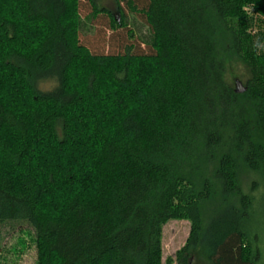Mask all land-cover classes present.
Masks as SVG:
<instances>
[{
    "label": "trees",
    "instance_id": "trees-1",
    "mask_svg": "<svg viewBox=\"0 0 264 264\" xmlns=\"http://www.w3.org/2000/svg\"><path fill=\"white\" fill-rule=\"evenodd\" d=\"M82 1L0 0V259L14 222L37 264H264V0ZM138 15L148 52L81 44ZM170 221L191 230L164 262Z\"/></svg>",
    "mask_w": 264,
    "mask_h": 264
},
{
    "label": "rangeland",
    "instance_id": "rangeland-1",
    "mask_svg": "<svg viewBox=\"0 0 264 264\" xmlns=\"http://www.w3.org/2000/svg\"><path fill=\"white\" fill-rule=\"evenodd\" d=\"M80 9L83 19L91 13V3L89 0H83ZM102 7L109 10H115L114 0H103ZM245 11L252 15V9L248 6ZM109 15V13H106ZM133 36H131V29ZM146 23L141 15L137 16L136 23L130 24L128 28L113 30L107 17H99L97 21L92 22L84 27L80 34L81 44L87 47L93 54L97 55H112L125 54L128 52V47L132 46L133 53L148 52V48L142 45L139 38L147 35L145 29ZM140 44V45H139ZM140 46V48L138 47ZM245 73L240 67L232 69L228 75V81L235 85V82L245 83ZM51 81L39 83L38 88L43 92H48L52 89ZM249 177V176H248ZM247 176L244 178L245 191L250 192V188L246 183L250 179ZM260 197L262 199L257 211L259 224L264 221V187L260 188ZM191 230V225L187 221H170L163 228V260L167 261L170 257H175V254L185 246ZM1 243L2 252L0 264H37V247L35 243V234L27 225H19L10 222L1 228Z\"/></svg>",
    "mask_w": 264,
    "mask_h": 264
},
{
    "label": "water",
    "instance_id": "water-1",
    "mask_svg": "<svg viewBox=\"0 0 264 264\" xmlns=\"http://www.w3.org/2000/svg\"><path fill=\"white\" fill-rule=\"evenodd\" d=\"M240 92H242V91H240Z\"/></svg>",
    "mask_w": 264,
    "mask_h": 264
}]
</instances>
